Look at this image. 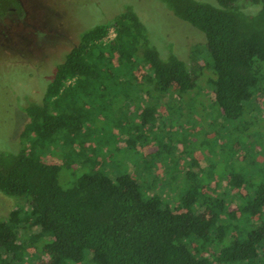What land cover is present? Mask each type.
<instances>
[{
    "label": "trees",
    "instance_id": "16d2710c",
    "mask_svg": "<svg viewBox=\"0 0 264 264\" xmlns=\"http://www.w3.org/2000/svg\"><path fill=\"white\" fill-rule=\"evenodd\" d=\"M157 1L205 35L210 74L202 75L213 80V102L226 120L240 118L264 87V65L257 64L264 62V0H251L260 4L255 15L244 13L238 0ZM8 6L18 8L15 0H0L1 14ZM111 29L115 36L105 41ZM155 46L139 14L126 5L110 22L80 32L41 103L22 108L29 121L20 147L0 150V194L25 206L0 219V264H27L30 247L35 255H49L50 264H264V215L253 221L264 211V184L249 187L241 210L227 212L225 198L212 201L202 193L192 168L179 179L183 193L169 206L154 181L143 191L130 174L112 177L84 147L93 131L87 123L113 112L112 103H104L129 96L122 79L132 76L133 63L145 70L136 80L141 123L126 124V132L155 121L161 100L173 90L197 93L202 68H187L169 43L162 57ZM138 137L127 139L125 148L135 147ZM146 145L149 155L148 141L138 151ZM45 151L75 157L81 172L71 187L60 186L61 166L43 161ZM231 175L230 189L245 184L240 173Z\"/></svg>",
    "mask_w": 264,
    "mask_h": 264
},
{
    "label": "rangeland",
    "instance_id": "374dc122",
    "mask_svg": "<svg viewBox=\"0 0 264 264\" xmlns=\"http://www.w3.org/2000/svg\"><path fill=\"white\" fill-rule=\"evenodd\" d=\"M19 1L22 19L12 11L0 15L1 151L14 152L20 147L19 134L29 121L22 108L30 102L41 103L57 65L77 42L78 34L97 24L110 22L124 11L126 5H131L146 26L160 56L161 50L162 54L167 51L166 43H169L171 52L187 68L192 65L202 68L199 88L196 94H178L171 90L173 95L166 94L161 100L157 110L161 113L156 115L155 121L146 122L138 133L126 132V124L141 123L137 122L140 118L135 105L136 80L142 79L145 70L133 63L132 76L129 72L122 79L123 87L130 89L129 96L120 95L112 102L104 103H112L113 112L103 116L97 113L92 123H87L85 129L92 128L93 131L90 142L84 147L92 150L93 157L110 171L112 177L130 174L139 181L143 191L150 181H154L151 185L161 190L158 191L169 206L174 204L173 197L183 193L179 179L192 168H195L198 183L203 185L202 193L212 201L225 198L227 212L234 208L241 210L242 201L245 203L249 199V187L254 189L264 184V87L245 103L247 111L240 118L226 120L212 99L213 80L202 75L210 74V63L205 55V35L201 31L175 17L157 0ZM202 1L216 4L211 0ZM238 2L239 8L248 15H255L260 10V4L251 0H238L236 5ZM114 36L111 29L105 41ZM257 64L264 65V62ZM116 65L120 62L116 61ZM262 76L264 85V71ZM107 99L105 97L103 101ZM120 109L125 112H119ZM137 135L141 137L136 138L135 147L126 149L127 139ZM147 141L152 143L149 155L147 145L138 151ZM54 155L45 151L42 160L61 166L59 184L69 188L81 172L77 160L57 151ZM233 173H240L239 177L245 182L243 186L229 188L228 180ZM21 205L25 206L16 198L0 194V219H6ZM263 215L264 211L253 221H260ZM26 250L33 258L27 264L51 263L49 255H35L32 247Z\"/></svg>",
    "mask_w": 264,
    "mask_h": 264
},
{
    "label": "flooded vegetation",
    "instance_id": "af4514ba",
    "mask_svg": "<svg viewBox=\"0 0 264 264\" xmlns=\"http://www.w3.org/2000/svg\"><path fill=\"white\" fill-rule=\"evenodd\" d=\"M15 1H16V3L18 4V8L15 9L14 7H9V6H8V7H6V12H7V11H10V12L12 11V12H14V13L18 16V19H22V18L20 17L22 11H21V9L19 10L20 1H19V0H15ZM1 12H2V11H1V9H0V15H1V16L5 15V13H6V12H4V13L1 14ZM1 16H0V17H1Z\"/></svg>",
    "mask_w": 264,
    "mask_h": 264
}]
</instances>
